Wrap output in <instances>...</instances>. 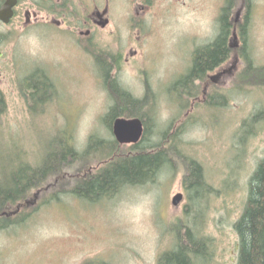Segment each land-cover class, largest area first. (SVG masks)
<instances>
[{"label":"rangeland","instance_id":"obj_1","mask_svg":"<svg viewBox=\"0 0 264 264\" xmlns=\"http://www.w3.org/2000/svg\"><path fill=\"white\" fill-rule=\"evenodd\" d=\"M125 1L115 0L111 24L90 39L44 22L0 29V91L6 103L0 117V172L16 174L20 158L38 163L48 142L65 130L81 152L93 135L115 140L103 122L112 105L96 62V54H103L108 63L118 59L113 75L134 97L143 98L148 87L154 94L155 126L147 143L159 142L169 126L182 129L184 152L202 165L214 194L203 187L202 199L190 200L186 171L178 165L164 168L152 184L126 187L91 203L59 193L81 178L67 172L26 200L19 214L27 217L23 225L0 233V264H159L164 253L175 250V235L187 229L211 242L210 264L237 263L234 224L244 210L250 178L264 159V127L241 139L243 122L264 109V90L242 79L246 61L238 27L248 16L249 56L256 67H264V0H253L250 9L246 0H234V52L197 85L193 99L180 97L172 86L188 73L194 51L218 36L227 0H180L178 5L157 0L146 11L130 9ZM37 69L53 82L55 94L42 113L32 115L22 82ZM95 160L90 156L81 166L96 170L101 164ZM55 192L60 200L45 204ZM178 194L184 197L175 207Z\"/></svg>","mask_w":264,"mask_h":264},{"label":"trees","instance_id":"obj_2","mask_svg":"<svg viewBox=\"0 0 264 264\" xmlns=\"http://www.w3.org/2000/svg\"><path fill=\"white\" fill-rule=\"evenodd\" d=\"M252 1L246 0L248 9ZM233 8L234 0H227L219 16L218 36L212 43L194 51L188 73L172 86V91L179 92L177 95L180 97L193 99L197 85L209 80L210 73L230 60L234 52L230 38L237 28L230 20ZM248 19L247 16L246 22L238 27L243 42L240 55L246 61L242 79L253 88L264 90V67H256L249 56L246 37ZM3 42L4 36L0 32V46ZM96 62L112 100L103 122L113 131V123L117 118H139L145 125L142 141L125 150V146L116 140L105 141L93 135L87 149L81 152L76 148L73 136L65 130L63 135H58L52 142H48L38 163L31 164L22 158L18 159L21 166L16 174L9 176L5 171L0 172V233L23 225L27 217L19 214L26 200L32 195L35 197V192L42 191L46 185L54 183L67 172H73L81 178L75 180L71 188L59 193L91 203L111 198L126 187L152 184L164 168L175 170L178 165L183 166L186 171L184 186L190 192V200L202 199L198 191L203 187L208 189L209 194H214L215 190L206 183L202 165L188 158L184 152L182 129L174 130L173 126H169L161 133L159 142L147 143L151 128L155 126L154 94L150 88H147L143 98H136L123 88L113 75L119 65L118 59L112 57L108 63L106 55L96 54ZM22 87L32 115L42 113L54 99L55 86L43 70L37 69L26 76ZM211 100L208 105H212L214 99ZM224 101L226 104L227 100ZM5 105L4 94L0 91V117L5 111ZM263 127L264 109L256 111L243 122L241 139L244 141L253 138ZM59 136H62V139ZM90 156L101 164L96 170H90L91 172L90 167L81 166ZM192 193H195V197H192ZM51 200H60L59 194H51L45 204ZM234 230L238 236L236 264H264V159L259 161L250 178L246 204L234 224ZM191 234L189 229L184 234L177 233L175 250L164 253L159 259V264H210L213 259L211 242L207 239H197ZM88 264L108 263L91 261Z\"/></svg>","mask_w":264,"mask_h":264},{"label":"flooded vegetation","instance_id":"obj_3","mask_svg":"<svg viewBox=\"0 0 264 264\" xmlns=\"http://www.w3.org/2000/svg\"><path fill=\"white\" fill-rule=\"evenodd\" d=\"M13 17L9 24L0 21V29L15 23L30 27L42 22L57 28L73 29V33L85 39L93 38L99 29L105 30L111 24L115 0H16ZM125 1V0H124ZM157 0H127L131 9L146 11ZM178 5L180 0H168ZM8 0L0 1V9ZM132 6V7H131ZM83 10L82 12L78 11ZM44 14V15H43ZM144 20V16L138 17ZM72 28V29H71Z\"/></svg>","mask_w":264,"mask_h":264},{"label":"water","instance_id":"obj_4","mask_svg":"<svg viewBox=\"0 0 264 264\" xmlns=\"http://www.w3.org/2000/svg\"><path fill=\"white\" fill-rule=\"evenodd\" d=\"M16 0H8L0 9V21L4 24H9L13 17V8L16 5ZM115 140L122 146L139 144L145 134V125L139 118H117L113 123L112 131ZM183 194L176 195L172 204L177 207L183 201Z\"/></svg>","mask_w":264,"mask_h":264}]
</instances>
